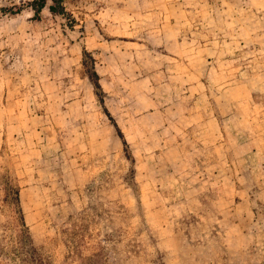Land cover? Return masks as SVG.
I'll list each match as a JSON object with an SVG mask.
<instances>
[{"label":"rangeland","instance_id":"rangeland-1","mask_svg":"<svg viewBox=\"0 0 264 264\" xmlns=\"http://www.w3.org/2000/svg\"><path fill=\"white\" fill-rule=\"evenodd\" d=\"M32 1L0 0V264H264V0Z\"/></svg>","mask_w":264,"mask_h":264},{"label":"trees","instance_id":"trees-1","mask_svg":"<svg viewBox=\"0 0 264 264\" xmlns=\"http://www.w3.org/2000/svg\"><path fill=\"white\" fill-rule=\"evenodd\" d=\"M43 0H33L32 1V5L36 6V8L34 7V12L35 14L38 13V11L40 10V8L44 5L43 4ZM58 6V2L55 5H51L49 8L51 11H55L56 7ZM89 58V59H88ZM83 67L85 68V71L87 73L88 78L90 79L91 83L93 84L95 89H100V85L98 83V76L97 73L95 72L94 68H93V59L90 55H87V53L84 51L83 52ZM124 144L125 141H124ZM17 198V195H16Z\"/></svg>","mask_w":264,"mask_h":264}]
</instances>
